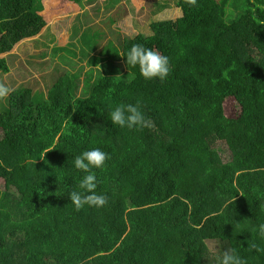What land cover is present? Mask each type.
<instances>
[{"label": "trees", "instance_id": "1", "mask_svg": "<svg viewBox=\"0 0 264 264\" xmlns=\"http://www.w3.org/2000/svg\"><path fill=\"white\" fill-rule=\"evenodd\" d=\"M176 7V20L120 43L167 56L164 81L111 68L78 94L63 73L44 99L21 87L0 106V264H220L227 249L264 264V0ZM41 10L0 0L1 74L16 64L10 42L47 25ZM138 101L151 127L111 123ZM93 148L110 157L92 169L108 202L77 211L68 195L86 173L74 158Z\"/></svg>", "mask_w": 264, "mask_h": 264}, {"label": "rangeland", "instance_id": "2", "mask_svg": "<svg viewBox=\"0 0 264 264\" xmlns=\"http://www.w3.org/2000/svg\"><path fill=\"white\" fill-rule=\"evenodd\" d=\"M60 1H64L66 6L60 7ZM176 1L142 0L137 7L128 0H105L96 9L87 0H82L78 10H73L66 8L72 4L71 0H37L42 6L40 12L43 16L50 18L57 11L58 20L45 26L31 39L10 42V52L5 56L16 55L9 59L16 64L8 73H0V81L14 89L29 86L32 98L41 100L47 96V87L54 75L69 73L76 76L78 81L75 77L73 79L80 85L78 94L87 82H94L99 74H107V69L115 68L114 74L124 75L128 69L119 55L122 52L121 41L135 34L151 35L150 25L154 21L179 18L181 11L176 7ZM79 20L86 25L85 33L74 37ZM87 43L90 47L98 43L95 46L98 48L90 51L92 48ZM8 98L0 101V106H4ZM209 247L215 254L217 245L210 242Z\"/></svg>", "mask_w": 264, "mask_h": 264}, {"label": "clouds", "instance_id": "3", "mask_svg": "<svg viewBox=\"0 0 264 264\" xmlns=\"http://www.w3.org/2000/svg\"><path fill=\"white\" fill-rule=\"evenodd\" d=\"M184 2L190 7L197 4V0H184ZM119 55L126 57L127 69L138 66L140 75L146 80L159 78L164 81L170 73L169 58L158 51L145 48L142 44H134L126 55L123 53ZM14 91V88L0 81V101L7 99ZM109 115L111 123L115 126L128 129L151 127L150 120L140 110L139 101L135 105H117ZM50 150L52 149L46 150V153ZM43 157L44 155L41 156V158ZM109 158V155L100 148L86 150L74 158L75 168L86 173L78 185L81 191L74 190L68 195L77 211L84 208L85 205L100 208L107 204L108 198L96 193L97 179L92 169H102L105 166V161ZM57 179L59 178L57 177ZM258 233L261 238H264V224L258 226ZM257 250L260 249L257 248ZM220 264H246V260L242 259L234 249H227L222 254Z\"/></svg>", "mask_w": 264, "mask_h": 264}, {"label": "crops", "instance_id": "4", "mask_svg": "<svg viewBox=\"0 0 264 264\" xmlns=\"http://www.w3.org/2000/svg\"><path fill=\"white\" fill-rule=\"evenodd\" d=\"M81 2H82V0H71V3L72 4H69L66 8L73 9V10H78V5H80ZM89 2L91 3V6L94 5L95 8L97 9L100 4H102L103 2H105V0H87V3H89ZM128 2H131L134 6H137L138 7V6L141 5L142 0H139L138 2H136L135 0H133V1L132 0H128ZM59 4H60V7L61 6H63V7L66 6V4H65L64 1H60ZM86 11L87 10H85L84 13ZM58 17H59V14H57V11L50 18L45 17L46 24H47L46 26H50L52 23H56L57 20H58ZM87 23H89V21ZM78 24H79V26H81L80 35H82V33L85 30L84 26H86V25H84V22L81 21V20H79V23ZM70 32L72 33V29H70ZM80 35H77V36H80ZM73 36H74V33H73Z\"/></svg>", "mask_w": 264, "mask_h": 264}]
</instances>
